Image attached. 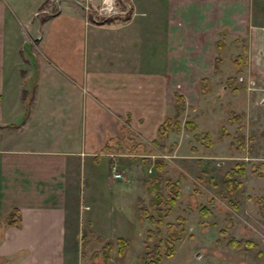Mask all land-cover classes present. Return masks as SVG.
<instances>
[{
  "label": "crops",
  "instance_id": "1",
  "mask_svg": "<svg viewBox=\"0 0 264 264\" xmlns=\"http://www.w3.org/2000/svg\"><path fill=\"white\" fill-rule=\"evenodd\" d=\"M153 1L155 8L163 3ZM130 3L126 20L111 15L104 22L83 2L40 0L37 11L21 13L30 31L27 54L6 41L10 9L0 0V264L67 263L84 164H109L128 131L156 138L175 103L168 74L183 79L177 91L192 102L196 89L222 74L218 50L235 39L241 40L236 56L243 54L240 72L233 59L234 78L247 69L264 77V21L250 23L253 0H181V27L146 0ZM145 11L153 19L150 43L162 40L158 22L166 35L164 54L153 61L164 70L141 74ZM14 208L18 225L5 220Z\"/></svg>",
  "mask_w": 264,
  "mask_h": 264
},
{
  "label": "rangeland",
  "instance_id": "2",
  "mask_svg": "<svg viewBox=\"0 0 264 264\" xmlns=\"http://www.w3.org/2000/svg\"><path fill=\"white\" fill-rule=\"evenodd\" d=\"M6 1L10 9L6 19V41L16 42L23 53L29 54V25L21 13L37 11L40 0ZM77 1L83 2L82 6L88 12H95L96 20L111 15L126 20L123 17L127 12L124 1ZM151 1L146 0V4L162 11L163 18L182 26L181 0H161L163 3L161 6L157 3V8ZM106 3L110 4V8ZM253 4L255 12L250 23L255 25L264 21V0H253ZM148 14L145 11L141 15L144 18L141 20L142 29L146 33L141 37V62L144 67L141 74L146 68H156L157 72L164 70L163 63L155 64L153 61L156 59L158 62L161 58L166 35L161 32V22H158L157 37L162 40L150 43L154 41V31L150 29L153 19L149 21ZM156 20H160L159 13ZM134 35L137 37V34ZM240 42L229 40L218 50L217 55L222 62L217 65V72L223 75H218L210 83L204 82V89H196L192 102H187L185 110L178 116L182 123L186 119L195 121V131L182 126L180 132H168L166 137L156 136L163 149L136 133H130V140L121 139L122 152L115 154L111 163L103 159L99 165L95 162L84 164L83 199L76 225L70 222L77 235L66 240V264H146V253L155 244H158L156 252L161 254L160 261L155 264H264V176L259 177L251 171L253 164L264 162V77L257 75L256 69H247L239 80L234 78L236 66L233 59L240 50ZM167 77V83L170 82L174 91L183 89V79L169 74ZM195 85L198 87L199 83ZM233 87L238 91H232ZM173 109L172 106L167 110L172 118ZM231 111L244 112L240 121L244 145L236 139L238 122L232 118ZM200 131L210 133L211 145L197 135ZM132 144H136L135 149ZM157 160L161 161V167L157 166ZM238 163L245 164L246 173L241 176L233 172V176L243 184L229 193L223 179L225 173ZM113 164L120 177L112 175ZM167 177L178 180L181 194L164 217L158 234L154 224L140 217L137 198H143L151 213L156 214L158 208L163 212L166 194L175 190L171 189ZM158 194L161 202L152 203V197ZM202 205L207 206L211 213L203 215L200 212ZM149 228L153 229L151 239L147 238ZM84 232L85 237L81 239ZM117 236L129 238L128 247L122 255L117 253ZM230 236L249 238L255 244L246 250L228 247L226 241ZM108 240L113 242V246L107 254L104 245ZM171 245L173 253L168 255Z\"/></svg>",
  "mask_w": 264,
  "mask_h": 264
},
{
  "label": "trees",
  "instance_id": "3",
  "mask_svg": "<svg viewBox=\"0 0 264 264\" xmlns=\"http://www.w3.org/2000/svg\"><path fill=\"white\" fill-rule=\"evenodd\" d=\"M118 2H122L124 1V8H126V14L123 16L124 19L129 17V14L131 12V3L130 0H116ZM114 18L111 17H105L102 18L99 21H104V22H108L113 20ZM221 43V42H219ZM234 62L237 66V72L241 71V55H237L234 58ZM232 91L237 92L238 88L233 87ZM174 98H175V103H174V108H175V112H174V118L172 117H166L158 126V130H157V137H166L168 135L169 131H176V132H180L182 126L187 128L190 131H195L197 129V123L193 120L190 119H186L184 120V122L182 123L181 120L178 118V116L181 114L182 111L185 110V104H186V100L183 94H181L178 91H174ZM232 114V118L236 119V121L238 122V125L236 127V139L238 141V143H240L241 145H244V134L242 132V124H241V119L243 117L244 112H234L231 111L230 112ZM182 123V124H181ZM224 129V127H223ZM130 135V132H126L124 133V140H130V138L128 137ZM197 135L199 137H202L205 139V141L207 142L208 145H211L212 140H211V135L208 131L205 132H198ZM121 143V142H120ZM151 143L154 144L155 146H159L161 149L164 148L163 144H159L157 138H153L151 140ZM136 144L138 145V143L136 142ZM136 144H132L134 149L136 148ZM121 144H119V149H121ZM107 146V145H106ZM131 147V148H133ZM111 163V161H110ZM157 166H162L161 161L157 160ZM252 173H254L255 175L259 176V177H263L264 176V162L260 161L257 162L255 164L252 165V169H251ZM233 172L238 173L239 175L243 176L246 173V168H245V164L244 163H238L237 166H235V168H233L231 171H228L225 173L224 179H223V184L225 185L226 190L229 193H233L235 192L243 183L241 180L235 178L233 176ZM167 182L170 183L171 185V189H175L171 192H168L166 194V197L163 200V204L165 205L164 208H162L163 212H160V209L158 208L157 213L153 214L151 213L148 208L145 205V202L143 200V198L138 197L137 198V207L139 210V215L142 219H146L149 222H151L152 224H154L156 226V228H158V230L156 229L155 233H160V227L163 225V219L164 217H166L172 207L174 206L175 202H176V198L177 196H179L181 194V190L178 187V180H171V178L167 177ZM157 185V184H155ZM152 203L154 204H158L161 202V198L158 194V196H153L152 197ZM262 208L264 209V204L262 205ZM200 212L203 215H208L211 213V210L205 206L202 205L200 208ZM19 212L17 211L16 208H14L5 218V220L12 225H18L19 221H20V216L18 214ZM16 215V216H15ZM264 216V213H263ZM148 232V236L147 238L151 239L153 237V229L149 228L147 230ZM222 233L225 232V230H221ZM85 237V232L82 234L81 239H83ZM115 243L117 244V253L118 255H122L124 253V251L126 250V248L128 247V243H129V238L125 237V236H117L115 238ZM81 244H83V241L81 242ZM255 244V242L252 239L249 238H237L235 236H230L227 241H226V245L228 247H232V248H236V249H250L253 245ZM113 246V242L111 240H108L104 247L108 252L112 249ZM156 247H158V244L154 245V248L151 251H147L146 253V264H155L158 263L161 259V254L157 253L156 251ZM173 253V247L172 245L169 247V251L167 252L168 255H171ZM107 258V255H106Z\"/></svg>",
  "mask_w": 264,
  "mask_h": 264
},
{
  "label": "built area",
  "instance_id": "4",
  "mask_svg": "<svg viewBox=\"0 0 264 264\" xmlns=\"http://www.w3.org/2000/svg\"><path fill=\"white\" fill-rule=\"evenodd\" d=\"M107 4V7L110 8V4L109 3H106ZM113 169V175L114 177H120V172L115 170V167L112 168Z\"/></svg>",
  "mask_w": 264,
  "mask_h": 264
}]
</instances>
